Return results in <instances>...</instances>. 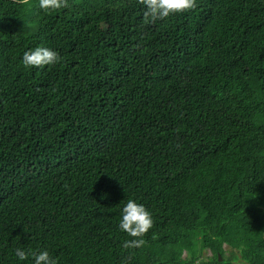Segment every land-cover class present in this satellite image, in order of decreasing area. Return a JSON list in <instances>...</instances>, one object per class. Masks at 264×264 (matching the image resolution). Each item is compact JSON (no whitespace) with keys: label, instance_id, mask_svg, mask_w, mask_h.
Here are the masks:
<instances>
[{"label":"trees","instance_id":"16d2710c","mask_svg":"<svg viewBox=\"0 0 264 264\" xmlns=\"http://www.w3.org/2000/svg\"><path fill=\"white\" fill-rule=\"evenodd\" d=\"M143 11L0 0V264L16 247L58 264H264V0ZM37 46L59 63L24 68ZM128 199L153 217L135 250L117 227Z\"/></svg>","mask_w":264,"mask_h":264},{"label":"clouds","instance_id":"9594fccd","mask_svg":"<svg viewBox=\"0 0 264 264\" xmlns=\"http://www.w3.org/2000/svg\"><path fill=\"white\" fill-rule=\"evenodd\" d=\"M138 3L144 9L143 16L146 23L163 21L197 7V0H138ZM38 7L45 13L56 12L67 8L68 0H38ZM60 60L59 53L52 48L37 46L23 53L21 64L29 70L43 69L46 66L56 65ZM117 227L129 238L123 242V249H140L145 244V235L153 227V217L143 204L128 199L119 210ZM13 254L18 264L25 261H30L31 264H58V259L47 250L38 251L32 248L25 250L23 247H16Z\"/></svg>","mask_w":264,"mask_h":264},{"label":"rangeland","instance_id":"374dc122","mask_svg":"<svg viewBox=\"0 0 264 264\" xmlns=\"http://www.w3.org/2000/svg\"><path fill=\"white\" fill-rule=\"evenodd\" d=\"M210 255H211L210 252H205V253L202 254V258L206 259V256L209 257Z\"/></svg>","mask_w":264,"mask_h":264},{"label":"water","instance_id":"95a60500","mask_svg":"<svg viewBox=\"0 0 264 264\" xmlns=\"http://www.w3.org/2000/svg\"><path fill=\"white\" fill-rule=\"evenodd\" d=\"M218 262H221V259L220 258H218ZM193 264H202V263L196 262V263H193Z\"/></svg>","mask_w":264,"mask_h":264}]
</instances>
